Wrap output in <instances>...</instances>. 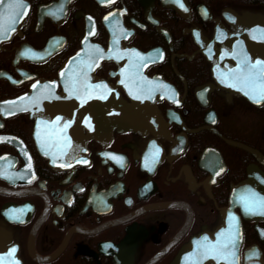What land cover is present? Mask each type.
<instances>
[{
    "label": "flooded vegetation",
    "instance_id": "flooded-vegetation-1",
    "mask_svg": "<svg viewBox=\"0 0 264 264\" xmlns=\"http://www.w3.org/2000/svg\"><path fill=\"white\" fill-rule=\"evenodd\" d=\"M23 3L0 17L6 247L22 264H198L231 234L238 264H264V209L245 210L264 199V100L231 78L264 61V0Z\"/></svg>",
    "mask_w": 264,
    "mask_h": 264
},
{
    "label": "snow or ice",
    "instance_id": "snow-or-ice-1",
    "mask_svg": "<svg viewBox=\"0 0 264 264\" xmlns=\"http://www.w3.org/2000/svg\"><path fill=\"white\" fill-rule=\"evenodd\" d=\"M101 2H103V0H101ZM24 7L25 5L23 3V0H11V2H6V0H0V17H6V19L10 22V28L11 24L14 23L18 16L22 14L17 10L23 9ZM180 7L183 8L184 5L181 3ZM3 29L4 26L0 24V31H2ZM137 55L139 54L137 53ZM243 65V68L238 70L236 73L231 74V78L235 83H238L242 85L244 89H247V91H245V95H249L255 103H260L262 100H264V61L257 60L254 64H251L247 60H245L243 61ZM121 83H124V81L122 80ZM96 88L106 89L107 85H97ZM77 91H79V89L74 86L73 92ZM83 91L85 93L86 98H90L91 93L89 92V88L84 87ZM100 98L105 99L106 96L101 95ZM60 119V117H57V120ZM65 127H68V125L65 124ZM32 178H35L34 174ZM255 209H264V199L251 201L249 204L246 205L245 210L250 211ZM237 247L238 239H234L231 234H222L221 237H218L217 242L215 244H209L204 246L201 252L199 253V256L201 257V259L207 258L209 256H212L215 259L222 258L225 260L226 264H238L239 258L237 256L236 251ZM13 251H15V249H13Z\"/></svg>",
    "mask_w": 264,
    "mask_h": 264
},
{
    "label": "water",
    "instance_id": "water-1",
    "mask_svg": "<svg viewBox=\"0 0 264 264\" xmlns=\"http://www.w3.org/2000/svg\"><path fill=\"white\" fill-rule=\"evenodd\" d=\"M168 4H172V3L169 2ZM9 237H10L9 234H7L4 229L0 228V264H22V261L20 260L18 255L13 254L11 252V248L6 247V241L10 240ZM195 254L197 253L195 252ZM198 258H199L198 264H207L209 260L218 261V259H214L212 256L203 259H201V257L198 256ZM184 264H194V263L184 262ZM215 264H219V263H215ZM220 264H226V262L225 263L221 262Z\"/></svg>",
    "mask_w": 264,
    "mask_h": 264
},
{
    "label": "bare ground",
    "instance_id": "bare-ground-1",
    "mask_svg": "<svg viewBox=\"0 0 264 264\" xmlns=\"http://www.w3.org/2000/svg\"><path fill=\"white\" fill-rule=\"evenodd\" d=\"M10 236V235H9ZM9 239H11V236L9 237Z\"/></svg>",
    "mask_w": 264,
    "mask_h": 264
}]
</instances>
